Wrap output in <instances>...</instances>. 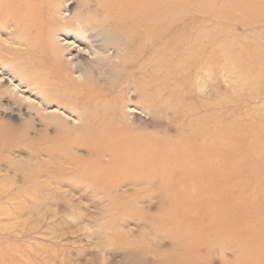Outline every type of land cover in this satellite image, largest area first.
Returning <instances> with one entry per match:
<instances>
[{
	"label": "rangeland",
	"instance_id": "rangeland-1",
	"mask_svg": "<svg viewBox=\"0 0 264 264\" xmlns=\"http://www.w3.org/2000/svg\"><path fill=\"white\" fill-rule=\"evenodd\" d=\"M66 4L67 14L72 19L80 1L68 0ZM139 9L143 16L156 15L163 19L159 25V38L142 50L137 44L134 55L145 58L149 68L155 69L156 64L165 62L175 74L176 82L172 87L179 93L195 91L184 100L183 113L188 114L185 120L176 124L177 120L173 121L170 114L165 116L154 109L153 113H136L134 126L157 137L187 142L191 129L206 132L214 128L215 135L211 140L207 139L216 146L217 156H213L212 170L203 165L195 176L166 175L165 185H162L161 175L157 174L151 177L150 183L104 191L78 182H84L86 178L75 180L48 171L54 164L41 150V140H0V264H158L166 256L172 264V256L179 251L189 252V248L197 255H194L196 260L199 256L200 262L208 259L210 250L215 261L213 264H219L224 258L234 264L238 256H255L250 259L252 263L264 264V241L257 238L261 234L252 231V222L246 217L229 222L224 220L229 198L233 205L228 204V214L232 208L235 214L242 212L239 206L245 201L246 193L240 195L241 186L246 184L244 180L257 176L256 173L252 171L249 176L244 174L242 179L231 181L218 177L223 180L216 187L207 188V180L216 172L234 166L231 160L223 162L221 155L228 148H238L234 146L238 145V139L241 140L237 139V134H253V123L264 121V0H156L154 4L145 3ZM10 25L6 29L0 27V42L2 40L6 47L22 48L16 39V28ZM68 38L71 40L70 36ZM209 44L212 45L211 53ZM191 54L199 58L197 67L192 63L188 66ZM79 58L93 68L94 77L101 66L108 63L89 62L91 57L85 52H79ZM124 72L114 86L107 78L105 87L115 88L126 78ZM139 72L140 68L135 71V77H139ZM157 76L159 74L154 77ZM0 83V121L22 127L30 114L29 110L23 112L29 108L11 96L8 91L11 80L7 75ZM131 100L130 105L143 104L135 94ZM209 113H212L211 119ZM33 119L30 138L40 129L37 117ZM172 125L184 126L186 134L180 137ZM244 137L241 150L245 148ZM77 154L83 155V151H77ZM253 158L258 160V156ZM201 198H205V202ZM209 199L218 203L210 207L206 202ZM212 222H215L214 231L219 229L221 232L207 236L206 228Z\"/></svg>",
	"mask_w": 264,
	"mask_h": 264
},
{
	"label": "bare ground",
	"instance_id": "bare-ground-1",
	"mask_svg": "<svg viewBox=\"0 0 264 264\" xmlns=\"http://www.w3.org/2000/svg\"><path fill=\"white\" fill-rule=\"evenodd\" d=\"M67 1L0 0V27L3 26L6 29L9 23L13 26L12 28L15 27L16 39L22 45V48L6 47L1 40L0 82L7 75L11 80V89L8 90L11 96L27 105L29 109L26 108L23 114L28 110L30 112L25 123H22L24 127L16 123L0 121V140L5 142L15 140L31 142L33 138L36 141L41 140L43 144L40 145L41 150L48 154L54 164V167L52 166L48 171L54 175H68L72 179L86 178V181L78 180V182L104 191L117 190L127 185L137 187L143 182L150 183L151 177L157 174L161 175L160 180L164 183L162 185H165L166 175L180 173L183 176H195L204 166L211 171L212 159L213 156H217V153L214 143H208L207 139L211 140L215 135L214 128H209L206 132L191 129L187 142L157 137L147 130L134 126L136 113L144 111L153 113L154 109L165 116L170 114L173 121L177 120L176 124L179 120H185L188 114L183 113V108L186 107L184 100L195 91L179 93L172 87V84L176 82L175 74L165 62L156 64L155 69L149 68L145 58L133 53L138 49L137 44L142 50V47L157 40L161 34L159 25L162 24L163 18L139 14V8L142 5L149 2L154 4L156 0H78L80 7L77 8L72 19L65 7ZM6 42L7 40L5 44ZM79 52L87 53L91 57L89 62L99 60L108 63L102 65L97 76L94 77L93 68L80 60ZM209 52H212L211 44H209ZM190 59L188 66L192 63L194 67H197L199 58L191 54ZM140 62L143 64L139 67ZM139 68L141 72L137 78L135 71ZM122 72L127 76L115 88L105 87L107 78L114 86ZM155 73L159 74V77H154ZM151 75L154 76L151 77ZM132 93L143 104L130 105L129 102L133 101ZM211 116L212 113H209L210 119ZM33 117H37L40 129L34 131V135L30 138L29 132L34 128L31 124ZM253 124L255 125L253 134L251 132H245V135L237 134V139L242 140L245 136L244 149L241 150V140L238 139V145H234L238 148L233 150L228 148L221 155L223 162L231 160L234 166L216 172L213 178L207 180V188L216 187L223 180L218 177L231 181L234 178L242 179L244 174L249 176V173L254 171L257 176L244 180L243 183L246 184L240 189V195L243 196L246 193L245 201L239 206L242 212L235 214L232 208L231 213L228 214L230 211L228 204L231 206L233 204L229 203L231 199L227 198L224 220L229 222L232 219L235 221L246 217L252 222V231L261 234L260 237L257 236L258 240L264 241V121ZM175 127L181 137L185 133L184 126L176 125ZM168 129L171 130V127ZM77 151H83V155L77 154ZM253 156H258V160H255ZM175 163L178 166L174 165ZM205 175L208 174L205 173ZM210 175L212 176L211 173ZM235 191L233 190V193ZM196 192L199 194L197 190ZM201 194L212 198L208 194ZM224 194L222 196H225ZM201 196L198 195V197ZM204 200L202 202H205ZM215 201L209 199L206 202L211 207L218 203ZM258 221L261 223L258 224ZM214 223L212 222L206 228V232L209 233L207 236L221 232L219 229L214 231ZM189 250V252L179 251L172 256V264H213L215 262L210 250L208 259L202 262L199 256L197 260L194 258L192 248ZM199 250L198 248L197 251ZM166 257L158 264H171ZM252 257L255 258V256ZM251 258L238 256L233 263L254 264L250 261ZM224 259H220L219 264H230Z\"/></svg>",
	"mask_w": 264,
	"mask_h": 264
}]
</instances>
